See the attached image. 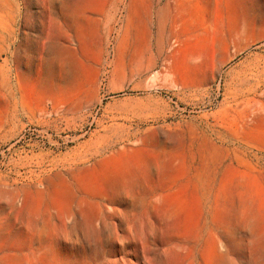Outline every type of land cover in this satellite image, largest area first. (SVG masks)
Returning <instances> with one entry per match:
<instances>
[{
	"label": "rangeland",
	"instance_id": "374dc122",
	"mask_svg": "<svg viewBox=\"0 0 264 264\" xmlns=\"http://www.w3.org/2000/svg\"><path fill=\"white\" fill-rule=\"evenodd\" d=\"M0 264H264V0H0Z\"/></svg>",
	"mask_w": 264,
	"mask_h": 264
}]
</instances>
